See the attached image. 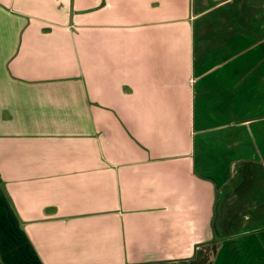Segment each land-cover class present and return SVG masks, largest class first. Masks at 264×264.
<instances>
[{"label": "crops", "instance_id": "1", "mask_svg": "<svg viewBox=\"0 0 264 264\" xmlns=\"http://www.w3.org/2000/svg\"><path fill=\"white\" fill-rule=\"evenodd\" d=\"M0 264H264V0H0Z\"/></svg>", "mask_w": 264, "mask_h": 264}]
</instances>
